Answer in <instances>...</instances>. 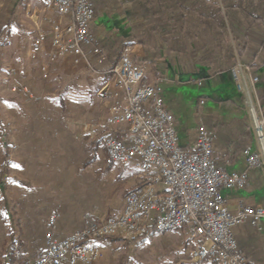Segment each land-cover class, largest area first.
I'll use <instances>...</instances> for the list:
<instances>
[{
  "label": "crops",
  "instance_id": "crops-1",
  "mask_svg": "<svg viewBox=\"0 0 264 264\" xmlns=\"http://www.w3.org/2000/svg\"><path fill=\"white\" fill-rule=\"evenodd\" d=\"M122 2L95 0L91 31L108 57L114 58L113 52L118 53L122 45L133 48V60L143 67L144 80L159 87L166 107L173 113L183 146L194 142L200 122L215 131L212 154L217 166L245 171L249 177V185L244 188L222 190L232 212L240 204L264 206V160L250 168L244 153L245 149L261 153L251 110L264 120V0H191L197 9L217 8L216 17L226 29L237 60L232 66H237V78L231 73L232 67L219 70L203 59L213 48L212 36L197 32L185 50H171L166 42L168 28L159 26L157 33L145 28L141 34L139 20L125 17ZM45 57L44 53L37 56L40 72ZM104 66L97 65L100 69ZM47 69L50 75L56 71L67 77L81 72L77 77L86 78L89 88L96 89L97 96L104 99L106 117V104L115 88L109 75L94 71L93 76L86 75L92 70L81 62L74 65L71 55ZM81 96L76 95V102L87 98V94ZM66 116L44 114L39 128L32 123L28 127L16 123L7 133L0 130L1 135H8L7 141L4 137L1 141L10 155L9 164L0 168V264L16 256L34 258L41 252L46 217L52 210L59 212L58 239L83 228L87 216L99 220L117 216L122 210L123 201L113 211L110 198L102 201L99 197L100 190L97 196L80 190L72 195L61 191L63 171L79 169L85 158L78 155V147L81 144L85 153L88 127L79 115ZM122 167L130 168L127 179L133 180L132 187L139 184V174L131 166ZM259 227L249 223L232 227L249 264H264V219ZM202 263L213 264L211 259Z\"/></svg>",
  "mask_w": 264,
  "mask_h": 264
},
{
  "label": "built area",
  "instance_id": "built-area-1",
  "mask_svg": "<svg viewBox=\"0 0 264 264\" xmlns=\"http://www.w3.org/2000/svg\"><path fill=\"white\" fill-rule=\"evenodd\" d=\"M42 7L54 10L58 17L52 21L48 41L39 33L31 44L32 55L45 52L48 56L42 75L47 76L50 62L71 55L75 63L114 80L103 138L106 158L109 163L131 166L140 182L126 191L117 216L99 220L87 216L83 228L61 239L56 236L59 212L50 211L41 252L11 264H89L102 254L97 242L102 237L133 241L153 231L181 228L187 240L195 242L194 263L211 259L213 264H249L232 227L249 223L260 228L264 206L240 204L230 210L222 190L244 188L249 177L245 171L217 166L212 154L215 131L200 122L194 142L180 143L173 113L159 87L144 80V69L134 62L130 45L121 47L113 66L97 67L105 64L108 53L91 31L95 0H43ZM231 73L237 78V66ZM251 117L261 153L249 149L244 153L248 167L254 168L264 160V120L253 110Z\"/></svg>",
  "mask_w": 264,
  "mask_h": 264
},
{
  "label": "rangeland",
  "instance_id": "rangeland-1",
  "mask_svg": "<svg viewBox=\"0 0 264 264\" xmlns=\"http://www.w3.org/2000/svg\"><path fill=\"white\" fill-rule=\"evenodd\" d=\"M151 1L123 0V4H120L127 19L139 20L141 34L145 28L152 33L154 17ZM15 3L16 0H0V130L7 133L16 123L23 127L32 123L35 128H39L40 118L44 114L79 115L84 125H88L85 148L89 147L90 141H98L96 158L85 167L64 170L61 191H68L72 195L80 190L86 191V194L95 193L97 196V191L100 190L101 200L110 198L111 209L116 211L126 191L132 187L133 180L127 179L130 168L109 163L106 158L103 138L107 131L106 117L110 99L106 104L105 117L104 99L97 96L96 89L89 88L86 78L77 77L81 72H75L72 74L74 76L68 77L56 71L46 77L42 76L37 56L30 53L31 44L39 33L45 35L48 41L52 21L58 17L55 12L43 9V0H25L24 4L14 8ZM47 57L46 55L44 64L48 61ZM61 60L62 58H58L50 62L48 67ZM73 63L79 64L74 61ZM92 72L86 71V75ZM83 93L87 94V98L76 102V95L81 96ZM66 94L68 97H65ZM1 137L6 140L8 135L0 133V168L6 163L9 164L10 156ZM9 140L12 138L9 137ZM78 149V155H87V151L82 152L81 144ZM97 242L102 248V254L98 260L89 264H204L193 262L192 250L195 242L187 240L184 228L156 231L138 241H123L116 237L99 239Z\"/></svg>",
  "mask_w": 264,
  "mask_h": 264
},
{
  "label": "trees",
  "instance_id": "trees-1",
  "mask_svg": "<svg viewBox=\"0 0 264 264\" xmlns=\"http://www.w3.org/2000/svg\"><path fill=\"white\" fill-rule=\"evenodd\" d=\"M23 1L16 0L14 8L23 4ZM151 2L153 4L152 15L154 17L151 31H158L159 26L168 28L169 37L166 38V42L171 50H176L177 52L183 51L197 32L207 33L212 36L213 48L203 59L219 70L235 65L236 60L231 41L226 35V29L222 25L221 20L216 17L217 8L202 6L200 9H197L191 0H152ZM113 53L114 58H109V55L107 56L104 68H109L115 64L119 52ZM88 146V148H85L87 155L80 163L81 167H85L96 158L98 141L94 139L90 141ZM154 232L156 231L149 234H153ZM145 236H140L136 240H143ZM114 238L116 237H102L101 239ZM24 259L23 257L16 256L10 258L9 262L4 264H11L14 260L20 262Z\"/></svg>",
  "mask_w": 264,
  "mask_h": 264
}]
</instances>
